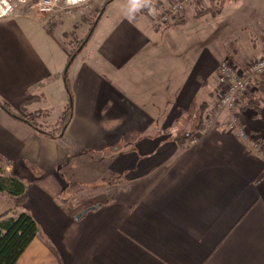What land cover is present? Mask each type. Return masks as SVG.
Masks as SVG:
<instances>
[{"label":"crops","instance_id":"1","mask_svg":"<svg viewBox=\"0 0 264 264\" xmlns=\"http://www.w3.org/2000/svg\"><path fill=\"white\" fill-rule=\"evenodd\" d=\"M118 1L96 23L91 55L68 69L62 137L0 108L1 167L28 185L18 208L0 193V215L27 212L38 228L14 264H264V94L255 84L237 110L262 150L247 151L225 115L191 142L216 114L222 60L264 55V0H222L200 17L220 0H195L175 25L150 10L133 21L140 1L121 11ZM49 17L0 18V99L52 126L69 100L64 33L78 17Z\"/></svg>","mask_w":264,"mask_h":264},{"label":"trees","instance_id":"2","mask_svg":"<svg viewBox=\"0 0 264 264\" xmlns=\"http://www.w3.org/2000/svg\"><path fill=\"white\" fill-rule=\"evenodd\" d=\"M112 1L114 0H104L103 1L102 5L98 9V13L96 17L91 22V26L87 30V33L84 36V38L77 40L76 45H75V42L73 43L72 41L66 42V44H68L71 49L66 59V63L64 65L63 81H64V86L69 96V100L54 125L46 126L40 123V119H42L45 115V112H42V111H33V112L27 111L26 114L22 116V115L15 113L11 109L10 105L3 99H0V108L3 109L6 113H8L13 118L19 121H22L28 126H30L38 135L42 137L52 139V140H56L62 137L73 114V100H72L69 78H68V69L72 61L76 58L78 52L82 50V48L85 46V44L89 40L96 26V23L98 22L99 18L103 14L105 8ZM143 4L139 8L138 12L132 13L131 18L133 21H135L136 17L139 16L140 14L147 13L149 11L148 8H151L152 6V3L147 5L145 2H143ZM208 12H212L211 9H205L198 14H203V13H208ZM177 23L178 21L173 22L174 25ZM68 35L69 34L64 33V37L67 38ZM71 46H74V47H71ZM262 80H264L262 79V75L255 77L254 85L256 84L259 92L261 94H264V86H263L264 84ZM31 101H33V97L32 98L30 97L24 100L23 103L21 104L22 105L21 108L23 109L24 107L25 109V105H27ZM258 103H259L258 100L251 99L247 103V106L251 105L253 109L257 110L259 108ZM201 120H202V111L200 110L199 121ZM1 161H5L9 163V160L5 159L2 156H0V162ZM27 189H28V185L26 183H24L21 179H18L16 177L7 176L4 170L2 169V167H0V193H4L8 197H10L14 207L18 208L23 205L27 197ZM5 216H6L5 213H2L0 215V264H14L16 260L18 259V257L20 256V254L24 251V249L32 241V239L36 237L38 228H37V224L34 218L27 212L22 211L15 217H5Z\"/></svg>","mask_w":264,"mask_h":264},{"label":"built area","instance_id":"3","mask_svg":"<svg viewBox=\"0 0 264 264\" xmlns=\"http://www.w3.org/2000/svg\"><path fill=\"white\" fill-rule=\"evenodd\" d=\"M4 1L0 0V18L7 16L13 9L12 7L17 4H28V7L33 11L32 14L71 17L74 9L83 6L87 0H6L8 1L7 5L4 4ZM192 1L195 0H174L170 2L167 12L161 17V21L163 23L172 21L183 10L184 6ZM219 73L221 88L218 93L217 111L231 112L227 120L228 130L235 131L236 136L242 141L247 151L258 152L262 150L261 142L254 138L243 124L238 122L239 116L238 113L234 112V109L240 99L254 89V78L264 75V55L244 65L225 57L219 65ZM216 121L214 116L206 126L197 131L191 142H196L199 137L206 134Z\"/></svg>","mask_w":264,"mask_h":264},{"label":"rangeland","instance_id":"4","mask_svg":"<svg viewBox=\"0 0 264 264\" xmlns=\"http://www.w3.org/2000/svg\"><path fill=\"white\" fill-rule=\"evenodd\" d=\"M103 1L104 0H102L101 2H98V0H87L86 1V3L85 4H83V6H80L79 8H77L76 10L74 9V13L71 15V17H76V19H77V17H78V21H76V24H77V26L73 29H69L70 30V32L69 33H67V34H69L68 35V37H67V40L66 41H72L73 43L75 42V45H76V43H77V40H80V39H82V38H84V36L86 35V33H87V30L89 29V27L91 26V22L94 20V18L96 17V15H97V13H98V8L96 9L95 8V4L98 6V7H100L101 5H102V3H103ZM140 1V5H139V7H141L142 6V4H143V2H145L147 5H149V4H151L152 3V6H151V8H148V10H150L151 11V14H152V16L155 18V19H157V21H159V20H161V18L159 19L158 18V14L159 13H161L162 14V16L167 12V8H168V6H169V4H170V2H172L173 0H139ZM221 1L222 0H220L219 2H218V4L215 6V10H213L212 12L213 13H215V11H218V9L220 8V5H221ZM113 2V1H112ZM111 2V3H112ZM135 2H136V0H133V2H132V0H121V1H118L117 3H115V4H117V5H112V7H113V9H114V7H116V9L117 8H119L120 9V11L121 10H126V9H128L129 7H130V9L132 8V7H134L133 5L135 4ZM7 3H8V1H4V4L5 5H7ZM110 3V4H111ZM107 5V7L105 8V10H104V12H106L107 10H109L110 9V6L111 5ZM144 5V4H143ZM153 5H154V7H153ZM145 7H147V6H145ZM185 7V6H184ZM13 9L11 10V12L10 13H17V12H21V11H23V12H25V13H33V11L28 7V4H25V5H23V4H21V5H19V4H17L16 6H14V7H12ZM194 9H198L195 5H194V7H193ZM112 9V10H113ZM184 9V8H183ZM111 10V11H112ZM201 10L203 11V10H205V8L204 9H202L201 8ZM202 11H200L199 10V12L198 13H200V12H202ZM182 11H180L179 12V14L176 16V18L175 19H173L172 21H168V22H166L167 23V25L168 24H171V23H173V22H175V21H179L180 20V18H181V15H182V13H181ZM9 13V14H10ZM160 15V14H159ZM202 15H205V13H203V14H198V15H195L196 17H200V16H202ZM44 16H46V19H47V16H50L49 18H53V22L54 23H58V22H60L63 18L61 17V16H55V15H47V14H44ZM161 16V17H162ZM80 17V18H79ZM154 19V20H155ZM47 22H49V20H46ZM85 21H87V24L85 25V26H83V28L81 27V25H82V23L84 24V22ZM166 23H164L165 25H166ZM34 24V23H33ZM47 24V23H46ZM38 25V24H37ZM34 26H36L35 24H34ZM94 38H92L83 48H82V50L81 51H79L78 52V54H77V58H87V57H89L90 55H91V52H92V49H93V44H94ZM74 45V44H73ZM74 45V46H75ZM74 46H71V47H74ZM71 49V48H70ZM64 83V82H63ZM221 88V87H220ZM253 90H251V92H252ZM250 92V93H251ZM218 93H219V91H218ZM249 93V94H250ZM249 94H247V95H249ZM247 95H245L246 97H247ZM244 96V97H245ZM217 100H218V94H217V98H216ZM217 100H216V102H217ZM241 102H242V98L240 99V101L236 104V107H235V109H234V112L235 113H238V108L240 107V105H241ZM216 108H217V105H216ZM216 111H217V109H216ZM230 113L231 112H228V111H220V112H218L217 111V114H215V117H216V120H218V118L221 116V115H225V117H226V120H225V125H226V129L228 130V124H227V120H228V117H229V115H230ZM239 121V123L240 124H242L241 123V120L240 119H238ZM40 122H41V119H40ZM43 125H46L45 123L43 124ZM46 126H48V125H46ZM245 127V126H244ZM233 132H234V134H235V131L233 130ZM240 140V139H239ZM4 161H1L0 162V167H1V163H3Z\"/></svg>","mask_w":264,"mask_h":264},{"label":"water","instance_id":"5","mask_svg":"<svg viewBox=\"0 0 264 264\" xmlns=\"http://www.w3.org/2000/svg\"><path fill=\"white\" fill-rule=\"evenodd\" d=\"M82 213H84V211H82L81 213H79V214L76 216V218H78Z\"/></svg>","mask_w":264,"mask_h":264}]
</instances>
